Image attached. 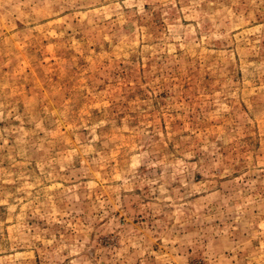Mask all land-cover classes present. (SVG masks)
Here are the masks:
<instances>
[{
	"label": "rangeland",
	"instance_id": "1",
	"mask_svg": "<svg viewBox=\"0 0 264 264\" xmlns=\"http://www.w3.org/2000/svg\"><path fill=\"white\" fill-rule=\"evenodd\" d=\"M0 264H264V0H0Z\"/></svg>",
	"mask_w": 264,
	"mask_h": 264
}]
</instances>
